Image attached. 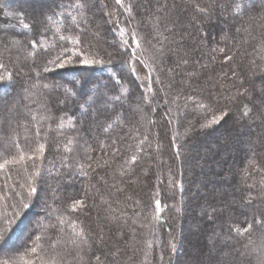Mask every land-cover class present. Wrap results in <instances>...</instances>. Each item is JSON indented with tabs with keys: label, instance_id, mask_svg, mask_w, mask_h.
<instances>
[{
	"label": "trees",
	"instance_id": "obj_1",
	"mask_svg": "<svg viewBox=\"0 0 264 264\" xmlns=\"http://www.w3.org/2000/svg\"><path fill=\"white\" fill-rule=\"evenodd\" d=\"M5 90L0 264H264V0H0Z\"/></svg>",
	"mask_w": 264,
	"mask_h": 264
},
{
	"label": "rangeland",
	"instance_id": "obj_2",
	"mask_svg": "<svg viewBox=\"0 0 264 264\" xmlns=\"http://www.w3.org/2000/svg\"><path fill=\"white\" fill-rule=\"evenodd\" d=\"M106 6V5H105ZM105 6H104V4H101L100 5V8L101 9H103L104 10V8H105ZM146 17V16H145ZM124 20H125V25H127V27L129 28V31L131 32V33H133L134 32V29H135V23H134V21L132 20V18H131V16L130 15H125L124 16ZM110 21H113V17H110L109 18V22ZM117 22H118V24H117ZM115 24L116 25H119V28L120 29H123V24L121 23V21L119 20V21H117ZM133 30V31H132ZM135 49H137V47H135ZM137 57H139L137 54H135L134 55V60H136L135 58H137ZM143 58H144V56H143ZM142 57H141V60H142V62H143V64H145V58L143 59ZM63 78H65L66 80L68 79L67 77H63ZM136 83L138 84V85H140L141 84V78L140 77H137V79H136ZM152 84H153V88L155 87V83H154V78L152 77ZM161 89H163L162 87H160ZM163 92L162 93H164V90H162ZM10 94V92L8 91V90H5V92L3 93V92H0V96L3 98L4 96H6V95H9ZM165 95H166V92L164 93ZM2 101V99L0 98V105H1V102ZM0 110H1V107H0ZM155 232H156V227H155V230H154ZM155 237H156V239L157 240H159V242H161V243H164V245H166L167 243L166 242H168L169 241V239L171 238V234L170 235H168L166 238H164L165 240H166V242L164 241V239L162 238V236L160 237L159 235H155ZM155 237H154V239H155ZM156 240V241H157ZM163 244H161V246H162ZM9 246V245H8ZM10 247V246H9ZM5 249H8V247H6Z\"/></svg>",
	"mask_w": 264,
	"mask_h": 264
}]
</instances>
